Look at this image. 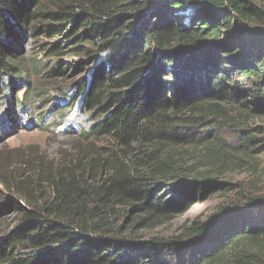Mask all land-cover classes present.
<instances>
[{"label":"trees","instance_id":"obj_1","mask_svg":"<svg viewBox=\"0 0 264 264\" xmlns=\"http://www.w3.org/2000/svg\"><path fill=\"white\" fill-rule=\"evenodd\" d=\"M263 3L0 0V78L44 72L53 87L70 75L71 105L91 117L76 137L87 150L0 172V221L15 217L0 237V264H264V128L248 127L264 118ZM21 32L41 42L28 59L15 47ZM187 143L237 157L257 180L227 185L224 165L161 158ZM132 145L130 166L114 158L111 148ZM222 192L235 201L177 236L145 239L108 220L115 206L132 223L134 212L141 222L168 218Z\"/></svg>","mask_w":264,"mask_h":264},{"label":"rangeland","instance_id":"obj_2","mask_svg":"<svg viewBox=\"0 0 264 264\" xmlns=\"http://www.w3.org/2000/svg\"><path fill=\"white\" fill-rule=\"evenodd\" d=\"M264 2V0H263ZM264 4V3H263ZM21 39L15 47L28 59L35 54V46L41 42H35L28 33L21 32ZM69 64L70 60L64 61ZM27 66H29L27 64ZM32 74L29 78L25 73L12 78L2 74L0 78V172L6 169H19L26 160L36 161L40 158L46 163L57 164L61 159L75 157L79 152L88 149V143L76 141V137L89 128L91 117L89 114H82L77 105L72 104L73 87L75 82L70 75L56 79L55 86H50L54 79L46 77L44 72L37 75ZM80 78V77H79ZM35 82V90L28 91L25 87V80ZM77 81V79L75 80ZM48 87H45L47 86ZM67 95V98H63ZM55 104V108H51ZM225 109L233 108L232 104H223ZM234 109V108H233ZM248 127H263L264 118L250 119ZM223 134V140L231 141L232 128ZM204 136L202 128L195 129L192 139L196 140ZM192 143V142H190ZM182 144L178 146L165 147L161 150L160 156L169 163L185 166L203 164L224 165L231 169L222 175L220 180L227 184L243 183L245 185L257 180L256 175L248 172V169L237 167L238 158L229 153L212 152L208 153L194 144ZM96 146H103L110 149L109 143L101 141ZM117 147L112 153L114 158L130 166L134 162V149ZM152 146L145 148L146 152L155 149ZM108 149V150H109ZM144 150V151H145ZM125 162V163H124ZM240 163V162H239ZM256 179V180H255ZM258 182L264 193V176L259 177ZM164 179L160 180V185ZM2 189L0 187V194ZM237 193H218L211 195L205 201L193 204L184 213L169 216L168 218H157L141 222V216L135 212L131 215L135 222L129 221L124 206H115L112 209L108 220L112 226H122V231L142 238L171 237L181 233L183 226L188 225L196 219L207 220L217 213L219 207H226L236 199ZM163 196V195H162ZM166 195L163 196L165 198ZM2 197H0V202ZM1 205V204H0ZM13 215L5 217L0 221V237L8 225L13 224Z\"/></svg>","mask_w":264,"mask_h":264}]
</instances>
